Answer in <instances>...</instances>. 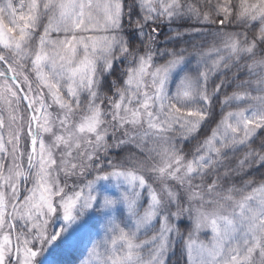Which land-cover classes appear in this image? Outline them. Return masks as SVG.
<instances>
[{"label":"snow or ice","instance_id":"snow-or-ice-1","mask_svg":"<svg viewBox=\"0 0 264 264\" xmlns=\"http://www.w3.org/2000/svg\"><path fill=\"white\" fill-rule=\"evenodd\" d=\"M173 257L264 264V0H0V264Z\"/></svg>","mask_w":264,"mask_h":264},{"label":"trees","instance_id":"trees-1","mask_svg":"<svg viewBox=\"0 0 264 264\" xmlns=\"http://www.w3.org/2000/svg\"><path fill=\"white\" fill-rule=\"evenodd\" d=\"M172 264H178V257H174V259L172 260Z\"/></svg>","mask_w":264,"mask_h":264},{"label":"rangeland","instance_id":"rangeland-1","mask_svg":"<svg viewBox=\"0 0 264 264\" xmlns=\"http://www.w3.org/2000/svg\"><path fill=\"white\" fill-rule=\"evenodd\" d=\"M70 261L74 259V257H69L68 258ZM174 259V257L172 258V260Z\"/></svg>","mask_w":264,"mask_h":264}]
</instances>
